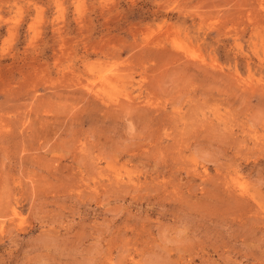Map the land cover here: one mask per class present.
<instances>
[{
    "label": "rangeland",
    "instance_id": "1",
    "mask_svg": "<svg viewBox=\"0 0 264 264\" xmlns=\"http://www.w3.org/2000/svg\"><path fill=\"white\" fill-rule=\"evenodd\" d=\"M0 264H264V0H0Z\"/></svg>",
    "mask_w": 264,
    "mask_h": 264
}]
</instances>
